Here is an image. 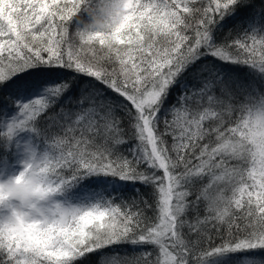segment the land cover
Wrapping results in <instances>:
<instances>
[{"label":"snow or ice","instance_id":"snow-or-ice-1","mask_svg":"<svg viewBox=\"0 0 264 264\" xmlns=\"http://www.w3.org/2000/svg\"><path fill=\"white\" fill-rule=\"evenodd\" d=\"M0 264H264V0H0Z\"/></svg>","mask_w":264,"mask_h":264}]
</instances>
